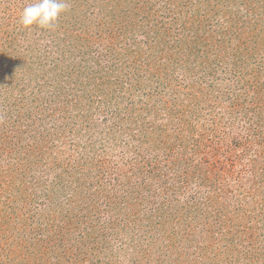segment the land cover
Listing matches in <instances>:
<instances>
[{"label":"rangeland","instance_id":"rangeland-1","mask_svg":"<svg viewBox=\"0 0 264 264\" xmlns=\"http://www.w3.org/2000/svg\"><path fill=\"white\" fill-rule=\"evenodd\" d=\"M231 1L66 0L44 30L0 0V264H264V0ZM133 164L138 210L109 205Z\"/></svg>","mask_w":264,"mask_h":264},{"label":"trees","instance_id":"trees-1","mask_svg":"<svg viewBox=\"0 0 264 264\" xmlns=\"http://www.w3.org/2000/svg\"><path fill=\"white\" fill-rule=\"evenodd\" d=\"M229 1H231V0H216L215 4L222 5V3L229 2ZM242 2L243 1H241V3ZM231 4L234 5V2L231 1ZM136 7H137V3H135V1H133L131 3L130 8H128L127 10L123 11V13L121 14V18L117 19L114 22L115 26L117 27V29H118V31L120 33H123L125 31V28H124L122 22L124 23L126 19H127V21H130V22L132 21V16L131 15L134 16L136 14V11H133V9H137ZM136 16H138V15H135V17ZM184 28H188V30H189V26H187V27L182 26L181 30H183ZM196 33H197V30L195 29V30H193L191 32V34H189V36H184L183 35L184 37L189 39L188 41H189V43H191V45H190L191 51L194 50V52H197L196 50H197L198 47H196V46H200V45L203 47L202 50L209 51L211 49V48H209V45L212 46V44H211L210 41H208V42H205V41L208 40L210 37L198 36V35H196ZM197 40H198V43H197ZM224 46H225V44L223 43V40L219 39L217 41L216 47L214 48V50L216 51L215 56H216V58L218 60H221L220 51H222L224 49ZM198 51H200L199 48H198ZM225 63L228 65L227 61H225ZM107 107H109V106L107 105ZM100 111H101L100 113L103 115V118L105 120H110V118L112 116H114L113 115L114 112L112 110H109V108H106V109H103V110H100ZM117 122H118L117 120H116V122L112 121V125L115 126V127L117 126V128L120 129L121 126ZM2 137L3 138L0 139V141H1V143H3L4 147L0 148V152L7 154V153L12 151L13 147L16 145V142H13V140L11 139V135H9V136L8 135H2ZM12 138H13V136H12ZM15 149H17V148H15ZM32 150H36L37 153L41 152V148L34 149V146H32L31 149H28V151H31V152H32ZM24 151H27V149H24ZM161 154L165 155L164 151ZM157 163H159V160H158ZM113 166L115 167L116 165L114 164L111 167H113ZM142 167H143V165H139V164H133L132 166L130 165L129 166V170L132 169L131 172H129L128 175L124 172L123 176L121 175L122 172L120 171L119 168H114L113 169V171L114 170L118 171V173H116V176L114 178H112V179L113 180H117L116 190L119 191V193H117V192L116 193H111V195L108 196V200L107 201H108L109 205H110L111 202L112 203L116 202L114 200L115 198H120L121 199V203H122V198H123V202H125L127 204L129 209L138 210L137 206H135V203H139V197H138V195H139V187H140L139 184L136 186L137 182L135 184V182H134L135 180L133 182H131L130 180H126L125 178H124V181H123L122 180L123 178H121V177H126V176L127 177H132V176H136V175H138V176H142V175L147 176V173H149V170L143 172L142 171ZM192 168H194V171L197 172L196 176H200V177L201 176L202 177L205 176V177H207L205 169L203 170L202 168H198L196 166H192ZM155 169L158 170L157 168H155ZM109 173H111V172H109V169H108L107 175H109ZM156 175H158V174L156 173ZM118 181H123V182H118ZM81 183L83 184V182H81ZM157 183H158L159 187L163 188V190L164 189H168V188H166L165 185L162 186L163 184H160L159 182H157ZM82 184L80 185L81 188H82ZM98 191H99V193H101L103 190L100 188V189L96 190L95 193L98 192ZM130 205H134V206L130 207ZM41 247H42V245H39V248H41ZM42 250L44 251V249H42Z\"/></svg>","mask_w":264,"mask_h":264},{"label":"clouds","instance_id":"clouds-1","mask_svg":"<svg viewBox=\"0 0 264 264\" xmlns=\"http://www.w3.org/2000/svg\"><path fill=\"white\" fill-rule=\"evenodd\" d=\"M66 0H31L21 11L18 23L23 28L36 26L51 30L57 26L61 14L68 11Z\"/></svg>","mask_w":264,"mask_h":264}]
</instances>
